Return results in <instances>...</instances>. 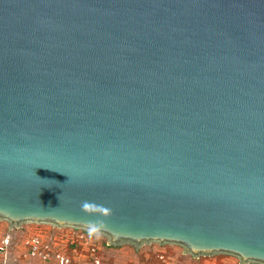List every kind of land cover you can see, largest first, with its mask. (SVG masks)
Instances as JSON below:
<instances>
[{"label":"water","instance_id":"obj_1","mask_svg":"<svg viewBox=\"0 0 264 264\" xmlns=\"http://www.w3.org/2000/svg\"><path fill=\"white\" fill-rule=\"evenodd\" d=\"M0 219L264 264V0H0Z\"/></svg>","mask_w":264,"mask_h":264},{"label":"rangeland","instance_id":"obj_2","mask_svg":"<svg viewBox=\"0 0 264 264\" xmlns=\"http://www.w3.org/2000/svg\"><path fill=\"white\" fill-rule=\"evenodd\" d=\"M36 233L42 235L48 245L60 249L70 259L65 264H94L90 246L83 244L82 249L78 248L86 236L94 239L98 244L96 252L101 264H240V260L236 259L213 255L195 257L185 253L184 250L150 244H143L139 248L129 242L108 246L106 244L108 237L92 234L85 236L80 232L26 223L10 227L9 222L2 219H0V264H62L56 260L42 261L24 257L27 242Z\"/></svg>","mask_w":264,"mask_h":264},{"label":"built area","instance_id":"obj_3","mask_svg":"<svg viewBox=\"0 0 264 264\" xmlns=\"http://www.w3.org/2000/svg\"><path fill=\"white\" fill-rule=\"evenodd\" d=\"M82 244L90 246V250L95 253L97 246L93 244V240L88 236L83 239ZM109 245V244H108ZM25 258H37L42 261H59L62 264L69 262V258L60 250L56 249L55 246L48 245L43 239L42 235L36 233L31 236L27 242V249L24 252ZM94 264H101L99 257L93 259Z\"/></svg>","mask_w":264,"mask_h":264},{"label":"trees","instance_id":"obj_4","mask_svg":"<svg viewBox=\"0 0 264 264\" xmlns=\"http://www.w3.org/2000/svg\"><path fill=\"white\" fill-rule=\"evenodd\" d=\"M81 230L83 231V233H84L85 236H86L87 233H89L87 230H84V229H81ZM86 237H87V236H86ZM83 239H85V237H84ZM83 239H82V240H83ZM83 241H84V240H83ZM93 244H95L96 246H98V244L95 242L94 239H93ZM106 244L108 245V242H107ZM82 246H83V244H82V245H79L78 248H79V249H82ZM108 246H110V245H108ZM111 246H112V245H111ZM90 252H91V251H90ZM96 253H97V252H95V253L93 254V253L91 252V255L93 256L92 259H94L95 257L99 256L98 253H97V254H96Z\"/></svg>","mask_w":264,"mask_h":264}]
</instances>
